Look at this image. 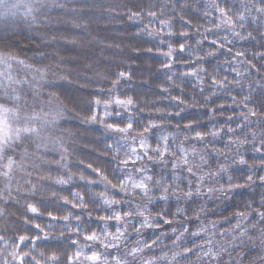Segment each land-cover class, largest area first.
Returning a JSON list of instances; mask_svg holds the SVG:
<instances>
[{
  "label": "clouds",
  "instance_id": "1",
  "mask_svg": "<svg viewBox=\"0 0 264 264\" xmlns=\"http://www.w3.org/2000/svg\"><path fill=\"white\" fill-rule=\"evenodd\" d=\"M0 264H264V0H0Z\"/></svg>",
  "mask_w": 264,
  "mask_h": 264
}]
</instances>
